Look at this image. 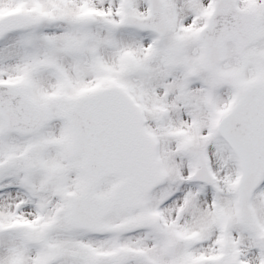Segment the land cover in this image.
<instances>
[{"label":"snow or ice","instance_id":"6c2138e0","mask_svg":"<svg viewBox=\"0 0 264 264\" xmlns=\"http://www.w3.org/2000/svg\"><path fill=\"white\" fill-rule=\"evenodd\" d=\"M0 264H264V0H0Z\"/></svg>","mask_w":264,"mask_h":264}]
</instances>
